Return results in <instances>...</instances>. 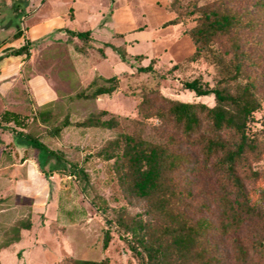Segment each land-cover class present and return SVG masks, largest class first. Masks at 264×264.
Masks as SVG:
<instances>
[{"label": "rangeland", "instance_id": "374dc122", "mask_svg": "<svg viewBox=\"0 0 264 264\" xmlns=\"http://www.w3.org/2000/svg\"><path fill=\"white\" fill-rule=\"evenodd\" d=\"M50 1L54 24L65 29L32 43L27 52L32 60L24 68V75L43 76L58 99L38 108L20 83L22 88L16 87L15 100H0V115L6 110L24 117L25 132L55 154L40 155L0 127V244L16 221L32 213L31 229L20 232L19 247L14 244L0 250V264H66L69 260L104 258L108 264H137L122 233L106 225L105 220H113V210L137 216L142 205L122 193L113 162L102 161L95 154L120 133H137L150 142L172 134L154 120L138 124L137 108L144 95L153 97L156 106L162 104L161 98L213 105L212 96L195 98L182 88L194 79L211 87L218 79L217 69L205 58L192 59L195 48L187 35L195 24L196 9L211 5L227 8L245 23L238 32L239 45L250 59L246 72L254 80L261 102L249 129L264 144V0ZM72 13L75 19L70 21ZM175 18L179 24L165 26ZM85 32L89 37L84 41L69 35ZM148 65L154 73L137 71ZM98 76H115L117 91L96 100L74 98ZM39 110L50 111L55 125L65 117L71 124L59 137H52L47 132L50 127L35 119ZM101 111L107 113L103 120H117L116 128L78 126ZM180 149L191 163L178 176L181 187L189 192L187 212L194 219L204 218L217 226L223 196L218 175L202 163L198 148L184 144ZM70 166L86 172L84 191L70 175ZM251 169L254 174L249 178L240 175L251 211L247 222L224 237L214 236L221 264H236L234 240L246 246L255 235L264 237V149ZM15 188L22 194H14ZM105 231L110 233V241L103 249Z\"/></svg>", "mask_w": 264, "mask_h": 264}, {"label": "trees", "instance_id": "16d2710c", "mask_svg": "<svg viewBox=\"0 0 264 264\" xmlns=\"http://www.w3.org/2000/svg\"><path fill=\"white\" fill-rule=\"evenodd\" d=\"M261 5L264 7V2ZM196 13L195 24L187 31L195 48L192 59L205 58L217 69L218 79L211 87L201 79H194L184 83L182 88L195 98L212 96L213 105L161 98L162 104L156 106L153 97L144 95L137 108L138 124L154 120L160 128L169 129L172 134L158 142H150L137 133H120L95 154L102 161L113 162L112 169L122 193L142 205V212L137 216L113 210V220H105L106 225H113L122 233L121 238L137 264H221L214 236L224 237L239 230L251 214L240 175L249 178L254 174L252 164L259 160L264 144L249 129L261 102L254 80L246 72L250 59L239 45L238 32L245 23L225 7H199ZM179 23L175 18L165 26ZM69 35L84 41L89 32ZM23 52L26 53L25 47L12 54ZM137 71L154 73L151 65ZM117 89L115 76H98L74 98L96 100L112 95ZM106 114L105 111L91 114L78 126L113 130L118 122L113 117L103 120ZM35 119L50 127L47 132L52 137H59L61 131L71 124L65 117L55 125L51 121L52 113L46 110L37 111ZM0 127L40 155L55 154L25 132V118L17 113L5 110L0 115ZM184 144L198 148L202 163L218 175L223 196L220 197L217 226L204 218L194 219L187 212L189 192L181 187L178 179L186 170L185 166L191 165L186 154L181 152L180 146ZM70 168V175L84 191L86 172L82 167ZM106 212L102 209L103 214ZM31 217L29 211L27 217L16 221L3 234L0 250L20 241V232L31 229ZM109 241L110 233L105 231L103 249ZM232 248L236 264H264V237L255 235L246 246L234 240ZM66 264H108V260H69Z\"/></svg>", "mask_w": 264, "mask_h": 264}, {"label": "crops", "instance_id": "0c3cea01", "mask_svg": "<svg viewBox=\"0 0 264 264\" xmlns=\"http://www.w3.org/2000/svg\"><path fill=\"white\" fill-rule=\"evenodd\" d=\"M50 0H0V100H15L17 86L22 83V89L30 94L34 105L38 108L57 101V93L49 82L41 75H24V68L31 63L27 56L29 47L39 42L57 30L65 29L64 25L57 27L53 21ZM72 17V18H71ZM74 14L68 18L73 21ZM72 44H75L74 41ZM25 47L26 53L12 54ZM78 50L76 45L73 47ZM21 80V81H20ZM27 175H30L29 173ZM14 194L21 195L17 188ZM34 213H38L35 208ZM20 246V241L15 247Z\"/></svg>", "mask_w": 264, "mask_h": 264}]
</instances>
